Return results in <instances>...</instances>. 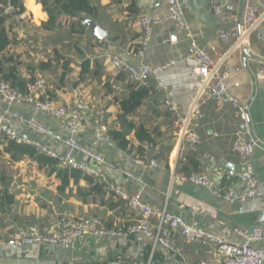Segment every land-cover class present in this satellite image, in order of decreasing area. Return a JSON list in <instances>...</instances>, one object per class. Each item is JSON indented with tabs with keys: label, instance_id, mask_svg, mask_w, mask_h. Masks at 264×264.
<instances>
[{
	"label": "crops",
	"instance_id": "1",
	"mask_svg": "<svg viewBox=\"0 0 264 264\" xmlns=\"http://www.w3.org/2000/svg\"><path fill=\"white\" fill-rule=\"evenodd\" d=\"M82 1L94 10L92 15L81 21L82 24L61 15L55 29L45 30L42 24L47 20V14L42 5L38 0H25L26 11L12 20L9 30L12 40L10 53L21 63L20 75H30L27 67L22 69L25 46L31 49H28L32 57L30 61L36 62L28 68L56 57L54 53H57L60 62L52 64L50 73L55 71L56 76H62L64 63L69 62L70 73L60 82L55 101L60 106L73 104L78 99L88 102L91 110L87 117L88 129L80 133V139L91 145L100 124L107 125L108 129L120 128L118 118L122 111L119 102L128 91L118 78L112 59L118 57L133 65L161 68L162 72L147 83L150 87L144 86L150 92L149 97L137 114L130 117L135 124H144L153 133L155 142L142 144L135 133H131L128 139L133 150L123 152L107 135L97 150L118 168H103L108 180L104 196H85L80 194L79 188L90 190L91 186L86 181L80 182L79 186L72 182L70 187L61 191L57 173L40 168L29 158L14 161L5 152L11 140L0 134V151L9 160L8 171H0V239L8 240L19 230L30 227L51 229L55 223L77 216L98 218L106 227L128 225L135 219V214L126 203L111 196L109 190L113 185L121 186L131 194L139 190L135 182L120 172L127 156L155 160L160 166L148 170L145 175L148 185L144 201L152 208L167 210L203 229H211L219 236L233 237L229 234H234L238 227L251 229L264 223L262 200L256 198L233 204L216 197L206 187L174 178L175 173H180L184 167H187L186 173H191L194 162L199 165L201 173L220 184L221 188L241 191L239 184L233 183L225 174L241 165L235 144L238 133L245 130L248 137L256 142L251 163L256 178L264 185V82H259L256 77L264 65V0H257L263 21L246 40L242 38L244 11L241 6L228 5L216 16L211 8L212 0H179L187 26V30H181L174 22L167 21L172 0H150L142 12L131 0ZM141 13L163 20L153 28L146 46L142 44ZM87 20L98 24L107 33L106 37L102 40L97 38L84 24ZM221 30L231 35L228 42L220 38ZM192 39L197 40L213 62L224 57L226 66L237 70L230 79V93L244 109L240 114L233 103L222 105L216 96L208 99L202 104L203 119L195 124L200 141L194 147L181 143L174 132L173 120L164 108L165 99L178 104L184 114L193 107L197 89L193 66L188 59ZM83 60H90L92 69L97 63L101 65L100 80L90 78L77 83ZM35 72H38L36 77L44 73L40 69ZM14 111L31 115V108L25 105L15 106ZM0 118L6 119L7 126L18 137L44 141L40 134L32 133L9 118L8 108L2 101ZM38 119L45 127L67 134V126L63 122L44 115ZM46 143L52 149L59 145L54 140ZM174 242L177 253L163 251L153 245L141 248L133 239L99 241L86 238L80 240L74 249L45 245L5 247L0 248V264H107L118 258L126 264H205L215 258L213 246L188 243L178 234H174Z\"/></svg>",
	"mask_w": 264,
	"mask_h": 264
},
{
	"label": "built area",
	"instance_id": "2",
	"mask_svg": "<svg viewBox=\"0 0 264 264\" xmlns=\"http://www.w3.org/2000/svg\"><path fill=\"white\" fill-rule=\"evenodd\" d=\"M142 12V8L150 3V0H131ZM228 5L241 6L244 11L243 40L254 32L263 21L262 9L257 0H212L211 8L218 16L224 7ZM8 14L13 13L11 6H5ZM167 21H172L181 30H187L184 19L183 5L179 0H172L168 10ZM163 23L158 16L141 13L139 24L143 29L142 44L149 43L153 28ZM220 38L228 42L231 35L220 31ZM188 59L192 64V71L196 80L197 94L194 97L193 107L190 112L184 114L175 102L165 99L164 108L173 120L174 132L181 143L194 147L200 137L195 124L203 119L202 104L216 96L220 104L233 103L237 112L244 113L242 106L230 93V79L233 72L221 57L213 62L207 52L201 48L197 40L192 39ZM112 65L119 74H126L131 81L146 86L152 77L158 76L161 68H152L145 65H133L118 57L112 59ZM259 82H264V65L256 74ZM50 84L45 75H39L28 86V91L22 93L10 85L0 82V101L8 108V117L18 124L28 128L34 134L43 136L44 141L20 138L7 126V121L0 118V134L19 145L35 148L40 154L57 159L59 168L76 169L93 176L104 182H108L103 174V168L115 170L118 166L110 163L97 148L107 139L108 127L100 124L95 131L91 145L84 144L80 139V133L88 129L87 117L91 113L90 105L82 99L73 104L60 106L49 95ZM147 88L150 86L147 85ZM160 90V89H159ZM17 105H25L31 108V115H25L14 111ZM60 121L66 124L67 134L56 132L45 127L38 116ZM248 131L243 130L237 135L235 151L241 157L240 167L226 172V176L233 183L239 184L240 190L233 188H221L206 174H193L190 176L175 173V179L180 182H190L203 186L212 191L219 198L230 203H244L252 199H260L264 202V185L256 178L251 156L255 150L256 142L248 137ZM54 140L58 147H48L46 141ZM121 174L137 184L139 190L130 193L121 186H111L110 195L126 203L129 210L135 214V219L128 225L108 228L102 221L93 217H73L63 219L55 223L51 229L30 227L19 230L14 237L0 239V248L15 247L25 248L33 245H45L74 249L77 243L86 238H94L99 241L105 239L130 240L140 246L153 245L163 251L177 253L174 242V234L180 235L188 243H199L204 246L215 247V258L205 264H264V223L254 228H236L231 236H219L211 229H203L196 223H190L182 217L167 210L155 209L144 201V191L147 187L145 175L152 168H159L155 160H144L139 157H126ZM137 169H133V168ZM107 264H126L123 259H115Z\"/></svg>",
	"mask_w": 264,
	"mask_h": 264
},
{
	"label": "trees",
	"instance_id": "3",
	"mask_svg": "<svg viewBox=\"0 0 264 264\" xmlns=\"http://www.w3.org/2000/svg\"><path fill=\"white\" fill-rule=\"evenodd\" d=\"M42 5L44 12L47 14V20L43 22L42 28L45 30H53L58 25V20L61 15L71 17L76 21L81 22L87 16L93 14V8L88 6L85 1L82 0H38ZM5 6H11L14 10L12 14H6ZM26 11L25 0H0V56L2 59L0 61V82H4L10 85L12 88L26 93L28 91V86L35 81L33 73L40 69L42 71H48L53 63L60 62L61 59L59 54L54 53L56 57L49 58L47 61H41L37 66L29 67L32 74L28 77H23L20 75L21 63L16 60L15 55L10 53V46L12 40L9 36L10 25L14 18L21 16ZM84 14V16H82ZM49 16V19H48ZM32 22V21H31ZM82 24V22L80 23ZM84 28V26L82 25ZM65 72L61 76L59 75V83L48 77V83L50 84L49 95L51 99L55 100L56 91L59 90V84L65 79L67 73H70V63L65 62L64 67ZM101 65L97 63L92 69V64L90 60H83L81 64V76L79 82H86L90 78L101 79ZM58 76V75H57ZM118 78L125 84V88L128 93L127 96L120 99V108L122 113L119 115L120 128H112L108 131V137L114 144V146L123 152H132L131 141L128 136L131 133H135V137L142 144L152 145L155 142L153 133L144 124H135L130 117L137 114L138 110L143 106L144 101L149 97V91L129 78L126 74H119ZM76 85V84H75ZM168 113V112H167ZM169 114V113H168ZM170 115V114H169ZM5 152L11 156L14 161H21L24 158H29L39 165L40 168L50 169V172L57 173V179L61 182L60 190L65 191L66 188L70 187L72 182L75 185L80 184L82 181H86L90 186V190H83L79 188L80 194L88 195H99L104 196L107 192L105 190L106 184L93 176L87 175L80 170L65 168H59V162L57 159L47 157L40 154L35 148L26 145H19L16 142L9 141L5 147ZM193 171L191 173H186L187 167L181 169L179 174L190 176L193 174H201L199 171V165L192 162ZM108 226V228L121 227ZM115 260V259H114Z\"/></svg>",
	"mask_w": 264,
	"mask_h": 264
},
{
	"label": "rangeland",
	"instance_id": "4",
	"mask_svg": "<svg viewBox=\"0 0 264 264\" xmlns=\"http://www.w3.org/2000/svg\"><path fill=\"white\" fill-rule=\"evenodd\" d=\"M25 49V51H24V55H23V57H24V63H23V65H22V69H24V68H26L27 67V70H28V73L31 75L32 74V72H30L29 71V68H28V65H30V64H32V63H36V62H34V61H30V59L32 60V57H31V55H30V53H29V51H28V49H30V47L29 46H25L24 47ZM31 50V49H30ZM46 57V56H45ZM47 58V57H46ZM25 59H27V60H29V61H26ZM41 60H44V59H41ZM44 61H47V60H44ZM26 62V63H25ZM39 62V61H38ZM37 62V63H38ZM24 72V71H23ZM39 73H41V72H39ZM41 74H44L46 77H47V79H48V77L50 78V79H52V80H54L55 82H56V85H58V83H59V76H56V73H51V74H53V75H51V74H48V71H45L44 73H41ZM40 74V75H41ZM58 74V73H57ZM36 75H38V72H34L33 73V76L34 77H36ZM8 163H9V160H8V158H6V156L0 151V171L1 170H7L8 171Z\"/></svg>",
	"mask_w": 264,
	"mask_h": 264
},
{
	"label": "water",
	"instance_id": "5",
	"mask_svg": "<svg viewBox=\"0 0 264 264\" xmlns=\"http://www.w3.org/2000/svg\"><path fill=\"white\" fill-rule=\"evenodd\" d=\"M86 26H89L92 31L94 32V34L96 35L97 38H99L100 40H102L104 37H106L107 33L98 25L96 24L94 21L91 20H87L84 23Z\"/></svg>",
	"mask_w": 264,
	"mask_h": 264
}]
</instances>
